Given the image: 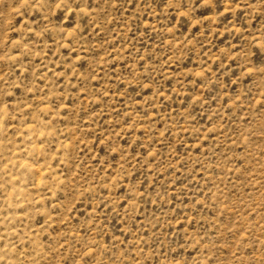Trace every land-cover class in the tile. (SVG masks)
<instances>
[{"label":"rangeland","instance_id":"rangeland-1","mask_svg":"<svg viewBox=\"0 0 264 264\" xmlns=\"http://www.w3.org/2000/svg\"><path fill=\"white\" fill-rule=\"evenodd\" d=\"M41 2L0 20V247L58 242L61 264L85 239L139 245L158 264L248 258L264 243V156L247 159L238 133L264 115V17L249 25L225 0L188 15L190 0H130L105 24L90 0L83 17ZM109 29L143 69L115 51L107 76L93 67ZM149 67L141 88L129 69Z\"/></svg>","mask_w":264,"mask_h":264},{"label":"clouds","instance_id":"clouds-1","mask_svg":"<svg viewBox=\"0 0 264 264\" xmlns=\"http://www.w3.org/2000/svg\"><path fill=\"white\" fill-rule=\"evenodd\" d=\"M94 7H88L87 4H84V7L88 9L89 13H92L102 19V21L107 24L111 20V13L113 11L119 12L121 9L130 2V0H90ZM84 3V0H80V3L77 0H50L47 4L49 10L51 9H62L69 10L75 7L81 17L84 16V10L81 8V4ZM208 3V0H199V3L196 0H190V2L183 4V7L186 8L184 14L188 15L189 12L194 11L197 7H202ZM0 4L6 5V11L0 13V20L5 22L9 20H14L15 16L22 15L21 9L24 12H29L33 9H38L42 6L41 0H0ZM181 3L179 0H168V3L165 4V7H175L176 9L181 8ZM225 6L235 12L238 7H242L246 11V20L251 24V21L256 16L264 17V0H225ZM130 12L133 10L128 9ZM139 9L133 12V15H137ZM71 22V21H70ZM13 25L8 24L9 30ZM115 29L103 30V35L97 37V43L91 47V51L88 55L94 60L93 67L100 72H103L104 76L108 75L110 71V66L108 60L112 58L113 52L115 51L116 56L122 54L128 55L130 60H133L135 63L140 64L141 69L144 65L138 59V54L136 57L131 56L129 53L124 52V48L120 47L116 51L115 45L116 41L112 36V31ZM167 29H165L166 31ZM117 35L121 37L118 42L120 45H123L124 41L128 40V37L125 33L117 32ZM22 39V37H21ZM91 39V38H90ZM261 39H264V34L261 35ZM111 42V43H110ZM130 42V41H129ZM98 49V51H97ZM81 51H85L81 49ZM101 53L103 55H101ZM103 66V67H101ZM107 69L108 71H105ZM131 74L137 77L138 81H141L139 86L142 88V80L148 79L153 72V69L149 67L147 72L141 71L137 76L135 70H131ZM92 75L91 71L88 73V78ZM260 77L259 82L256 87L258 90L264 91V69L258 70L256 73ZM251 79V78H250ZM103 94L102 92L100 93ZM242 111L251 112V109H242ZM245 127H242L239 130V137H247V141L244 142V147L250 149V153L247 155V159L252 160L253 154H258L264 156V115L260 116H251L248 120L244 121ZM244 149H241L243 151ZM243 163V160L241 161ZM261 171L264 172V168H261ZM127 175V173H125ZM261 179L264 180V176H261ZM118 183L122 181L118 178ZM131 191V186L128 189ZM264 191V189H261ZM116 205H113V210H115ZM101 231L103 227L101 226ZM6 241V246L0 247V264H61V257L65 256L64 249L62 245L58 242L56 243H45L43 245H34L31 240L27 244L21 243L18 237H15L11 240L7 236L2 238ZM257 244L260 245L257 248L255 245L248 249L249 257L244 259H237L235 256L236 264H264V243L257 241ZM95 249V251H90V249ZM75 255L71 260V264H76L77 260H82L83 264H158L159 256L156 255V252L153 251L151 255H148L139 245H125L124 249L121 250L119 247V242L116 245L105 246L99 241H89L85 239L80 243L78 249L73 250ZM259 251L260 256L257 257L254 253ZM65 264H68L67 260ZM210 264H215V259L210 262Z\"/></svg>","mask_w":264,"mask_h":264}]
</instances>
